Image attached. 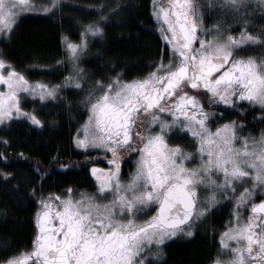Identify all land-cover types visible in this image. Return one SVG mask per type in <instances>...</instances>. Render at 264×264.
<instances>
[{
	"label": "snow or ice",
	"instance_id": "6c2138e0",
	"mask_svg": "<svg viewBox=\"0 0 264 264\" xmlns=\"http://www.w3.org/2000/svg\"><path fill=\"white\" fill-rule=\"evenodd\" d=\"M256 6L264 18V0ZM62 7V0H47L39 10L55 16ZM36 8L34 0H0V35L11 37L21 14ZM212 11L221 19L205 27ZM254 11L252 0H153L165 42L160 60L143 76L124 80L117 72L87 86L88 116L73 143L105 153L110 167L93 163L90 170L96 192L41 190L31 250L0 258V264H153V246L193 236L220 200L234 206L209 264H264V199L256 202L258 192L264 196V130L259 137L241 136L243 120L225 121L242 102L261 106L264 121V57L243 54L264 47V26L249 31ZM108 20L97 15L78 24L76 39L62 35L65 57L57 65L71 71L60 84L30 81L0 51V124L15 117L43 126L27 103L56 100L68 84L84 90L82 80L95 74H86L81 57L90 37L104 35ZM133 156L135 167L122 181L121 164ZM153 207L151 216L138 219Z\"/></svg>",
	"mask_w": 264,
	"mask_h": 264
},
{
	"label": "trees",
	"instance_id": "16d2710c",
	"mask_svg": "<svg viewBox=\"0 0 264 264\" xmlns=\"http://www.w3.org/2000/svg\"><path fill=\"white\" fill-rule=\"evenodd\" d=\"M80 1L81 5L65 2L55 16L21 14L11 37H0V51L30 81L59 83L68 71L66 64L57 65V61L65 57L62 35L76 39L80 30L78 24L95 18L90 8L103 7V13L109 12L110 15L119 6V11L110 15L116 19L109 18L104 35L90 45L81 59V67L88 75L94 73V79L119 72L122 79L130 80L152 70L150 66L160 60L165 47L153 28L152 0ZM199 3L206 5L207 0H199ZM219 19L214 11L206 12L204 24L209 26ZM251 24L253 27L249 31L255 32L264 26V18L254 17ZM234 30H239V27ZM243 54L264 57V47H249ZM25 108L28 111L37 109V114L44 121L43 126H34L24 120L0 125V141H7V144L0 142V258L32 247L36 231V201L41 190L46 195L69 187L87 192L95 188L90 161L95 159L97 162L99 153L80 151L73 144L77 129L88 115L82 91L64 88L56 100H37L35 104L27 103ZM241 108L244 111L239 112ZM260 114V108L242 102L237 105V110L225 114V121L236 120L239 123L243 120L247 126L239 133L256 135L264 130ZM129 170L126 166L122 168L123 178ZM33 189H37L35 195L32 194ZM226 217V206L215 209L210 213L204 231H197L189 240L166 244V261L163 264H208L218 250L216 236L208 233L211 229L220 230Z\"/></svg>",
	"mask_w": 264,
	"mask_h": 264
},
{
	"label": "rangeland",
	"instance_id": "374dc122",
	"mask_svg": "<svg viewBox=\"0 0 264 264\" xmlns=\"http://www.w3.org/2000/svg\"><path fill=\"white\" fill-rule=\"evenodd\" d=\"M65 2H68V3H71V4H73V5H81L80 3H81V1L80 0H62V4H64ZM76 2V3H75ZM163 2H167V0H163ZM34 3L36 4V6H37V8H36V10H33V11H28V13H37V14H45L44 12H42V11H40L39 10V8H40V6L42 5V4H44V3H47V0H34ZM152 3H153V0H152V2H151V16H152ZM252 4H253V7H254V17H260V16H262V14H261V11H260V8L259 7H257L256 6V0H252ZM100 7L99 6H94L93 8H90V9H93V15L95 16V18L97 17V15H96V13H99V15H107L108 14V16H109V18L111 19V20H115L116 18H114V19H112L111 17L112 16H110L109 15V12L107 13V14H104L103 12L102 13H100V12H98V9H99ZM105 11V10H104ZM59 12V11H58ZM57 12V13H58ZM89 12V11H88ZM24 13H27V12H24ZM90 13V12H89ZM23 14V13H22ZM47 15H49L48 13H46ZM152 19H153V22H154V24H153V28H154V30L157 32V34L161 37V32H160V24L154 19V17L152 16ZM215 24V23H214ZM214 24H212V25H214ZM212 25H205L204 24V26L205 27H211ZM235 25H233V28L235 29ZM239 31H240V29L239 30H234V32L236 33V34H238L239 33ZM0 37H6V36H3V35H0ZM100 37L101 36H99V37H90L89 38V40H90V44H89V48H90V45H92V43L93 42H96V41H99L100 40ZM163 41V40H162ZM163 44L165 45V42L163 41ZM88 48V49H89ZM63 49H64V45H63ZM88 49L86 50V52L88 51ZM65 52V51H64ZM86 52H85V54H86ZM85 54L81 57V59L85 56ZM64 59V58H63ZM67 65V68H68V71H67V73L65 74V76H67L68 74H69V72L71 71V67H70V65H68V64H66ZM64 76V77H65ZM64 79V78H63ZM63 79H62V81H63ZM94 78L92 77V80L91 81H89L88 79H87V75L85 76V78H84V80H82V85L84 86V90H81L82 91V93H83V101L85 100V97H86V95H87V86H88V84H90L91 82H94ZM62 81H60L59 83H56V84H60ZM2 87L3 86H1L0 87V90H2ZM64 88H74V86L72 85V84H68L66 87H64ZM63 88V89H64ZM22 95V98H25V99H33L32 97H30V96H27L26 94H21ZM85 105V104H84ZM254 106H256V107H258V108H260L261 109V106H259V105H254ZM88 116V115H87ZM87 119V118H86ZM85 119V120H86ZM13 120H24V121H26V122H28L27 120H25L24 118H13ZM8 122H10V121H6L5 123H3V124H0V125H4V124H6V123H8ZM29 124H30V122H28ZM84 123V122H83ZM82 123V124H83ZM81 124V125H82ZM81 127V126H80ZM79 127V128H80ZM213 130H214V127H213ZM77 133V132H76ZM82 134V133H81ZM259 134L260 133H258V134H256V135H252L251 133H249V132H247V133H245V134H240L239 133V135H241V136H244V135H251V136H255V137H259ZM76 135V134H75ZM171 142V141H170ZM176 142H181V141H176ZM74 144V143H73ZM75 146V145H74ZM76 148V147H75ZM76 149H78V148H76ZM78 150H80V151H85V150H83V149H78ZM189 151H193V149L192 148H189L188 149ZM88 151H95V150H88ZM97 152H103L102 150L101 151H97ZM104 153V152H103ZM193 163H195V161H193ZM129 179V176L128 177H126V178H123V179H121L122 181H127ZM96 190H97V182H96V180H95V190L93 191V193L94 192H96ZM257 197H259V198H264V196H261L260 194H259V192L257 193ZM218 199H219V197H218ZM258 199V198H257ZM256 199V200H257ZM223 206H226V208H227V217H226V219H225V221H224V224H223V227L219 230H215V229H211V228H207V229H211L210 230V233H208V235L209 236H211V235H215L216 236V239H217V241H219V234H220V232H222L223 230H224V225H225V223H226V221H228L229 220V218H230V213L232 212V210H233V206H234V202L232 203V204H230V203H227L226 201H224V200H220V205H217V206H215L214 207V209L212 210V211H214L215 209H218V208H220V207H223ZM144 211H146L147 212V215H141V216H138V219L139 220H144V219H147L148 218V216H151L154 212H155V207H153L152 209H151V211H148V210H144ZM211 211V212H212ZM36 212V211H35ZM210 212V213H211ZM210 213H209V215H210ZM209 215L207 216V218L205 219V220H203V222L202 223H199L198 225H197V227L194 229V235L196 234V232L197 231H204L205 229H206V225L209 223ZM244 215L246 216L247 215V211H245L244 212ZM34 216H35V214H34ZM212 230H214V231H212ZM193 235V236H194ZM193 236H191V237H189V236H187V235H184V234H179L177 237H173V238H171V239H169V240H166L165 241V243L163 244V245H161V246H159V248H157L156 246H153L152 247V255L150 256V259L152 260V262H153V264H158V263H160L163 259H164V257H165V245L166 244H168L169 242H173V241H186V240H189L190 238H192ZM233 246H235L234 244H233ZM220 249V245H219V242H218V250ZM218 250H217V252H218ZM217 252H216V254H217Z\"/></svg>",
	"mask_w": 264,
	"mask_h": 264
},
{
	"label": "flooded vegetation",
	"instance_id": "af4514ba",
	"mask_svg": "<svg viewBox=\"0 0 264 264\" xmlns=\"http://www.w3.org/2000/svg\"><path fill=\"white\" fill-rule=\"evenodd\" d=\"M1 87V86H0ZM94 152H96V153H99V156H98V161L96 162V160L94 159V160H92V164L90 165V169L93 167V163H95V166L97 167V168H100V169H108L109 167H110V165L107 163V159L105 158V153H103V152H97V151H94ZM135 159H136V157L135 156H133V157H131L130 159H128V158H126V162H124V163H122L121 164V170H122V168L123 167H128V168H130V170H129V172H128V175L126 176V177H128L129 176V173L134 169V167H135V163H134V161H135ZM98 162L100 163V165H98ZM102 166H104V167H102ZM121 173H122V171H121ZM93 177V176H92ZM126 177H124V178H126ZM93 179H94V181H95V177H93ZM121 179H123V177H122V175H121ZM95 190V188L93 189V190H91V191H88L89 193H93V191ZM47 195V194H46ZM258 199L256 200V202H259V199H262V198H259V197H257ZM264 199V198H263ZM234 244V243H233ZM235 245V244H234ZM28 250H31V248L30 249H28ZM166 261V256L164 257V259L160 262V263H158V264H163L164 262ZM209 264V263H208Z\"/></svg>",
	"mask_w": 264,
	"mask_h": 264
},
{
	"label": "bare ground",
	"instance_id": "6f19581e",
	"mask_svg": "<svg viewBox=\"0 0 264 264\" xmlns=\"http://www.w3.org/2000/svg\"><path fill=\"white\" fill-rule=\"evenodd\" d=\"M76 3V2H75Z\"/></svg>",
	"mask_w": 264,
	"mask_h": 264
}]
</instances>
